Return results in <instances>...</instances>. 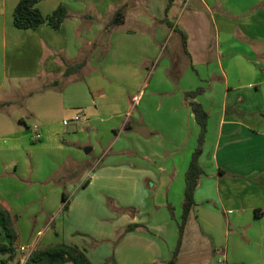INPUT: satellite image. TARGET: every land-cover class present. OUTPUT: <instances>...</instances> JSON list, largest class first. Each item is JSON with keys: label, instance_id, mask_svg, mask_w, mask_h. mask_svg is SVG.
<instances>
[{"label": "crops", "instance_id": "crops-1", "mask_svg": "<svg viewBox=\"0 0 264 264\" xmlns=\"http://www.w3.org/2000/svg\"><path fill=\"white\" fill-rule=\"evenodd\" d=\"M18 1L0 0V206L15 250L65 243L93 264H264V0L40 1L43 16L67 8L58 30L17 29ZM119 9L123 23L107 30ZM81 61L64 77V62ZM197 88L204 173L174 257L199 135L184 94ZM78 111L85 120L73 122Z\"/></svg>", "mask_w": 264, "mask_h": 264}, {"label": "trees", "instance_id": "trees-1", "mask_svg": "<svg viewBox=\"0 0 264 264\" xmlns=\"http://www.w3.org/2000/svg\"><path fill=\"white\" fill-rule=\"evenodd\" d=\"M42 0H19L13 11V25L17 29L36 30L43 24H47L52 30H58L61 25L70 17L65 6L59 5L50 15L43 16L37 8V4ZM124 16L122 9L115 12L113 17L106 23L105 28L110 30L123 23ZM183 46L186 47V38L183 35ZM64 77L79 72L85 65V61L75 64H68L64 62ZM203 93L202 88H197L193 91L184 94L185 101H187L191 111L195 117V121L199 126V135L197 139V147L191 154L188 169L185 173V190L182 202V213L178 223V238L174 251V257L178 254L184 228L187 223L189 213L194 202V193L198 186L199 179L203 175V170L199 163V158L203 151L205 136L207 133L208 114L204 110L202 104L195 99ZM68 196L63 193L62 202L64 206L63 211L67 210L66 201ZM171 216L173 215V208L169 207ZM0 216L2 220V228L4 234L9 239V244H0V253L8 254V259L12 260L15 255V244L18 239V233L14 225V217L11 213L0 206ZM139 225H129L124 232H130L137 229ZM5 263V262H4ZM25 264H93L85 252L76 246H70L65 243H58L55 245H48L38 247L32 250ZM110 264H116L110 259Z\"/></svg>", "mask_w": 264, "mask_h": 264}, {"label": "built area", "instance_id": "built-area-1", "mask_svg": "<svg viewBox=\"0 0 264 264\" xmlns=\"http://www.w3.org/2000/svg\"><path fill=\"white\" fill-rule=\"evenodd\" d=\"M82 120H85V115L78 111L72 118V121L73 122H79V121H82ZM64 125H67L68 122L67 121H64L63 122ZM35 139H38L39 138V135L38 134H35ZM20 252L22 254V259L20 262H18V264H25L30 253L32 252V249L31 248H28V247H21L20 248ZM219 263H222V260H218Z\"/></svg>", "mask_w": 264, "mask_h": 264}, {"label": "rangeland", "instance_id": "rangeland-1", "mask_svg": "<svg viewBox=\"0 0 264 264\" xmlns=\"http://www.w3.org/2000/svg\"><path fill=\"white\" fill-rule=\"evenodd\" d=\"M24 88H27V86H24ZM18 97H19V99H21V96H18ZM83 139H85V138H83ZM86 141H87V139H86ZM106 203L108 204V208L111 211L115 209V205H114V203H113V201L111 199H107ZM19 252H20V250L18 248H16L14 258L17 257V255H19ZM7 260H9V259H7ZM0 264H3V263H0ZM14 264H17V261ZM103 264H110V259H106Z\"/></svg>", "mask_w": 264, "mask_h": 264}, {"label": "water", "instance_id": "water-1", "mask_svg": "<svg viewBox=\"0 0 264 264\" xmlns=\"http://www.w3.org/2000/svg\"><path fill=\"white\" fill-rule=\"evenodd\" d=\"M138 133L141 135V136H143V137H145V135L144 134H142V132L141 131H138ZM90 151V149H88V150H85V154H88V152Z\"/></svg>", "mask_w": 264, "mask_h": 264}]
</instances>
